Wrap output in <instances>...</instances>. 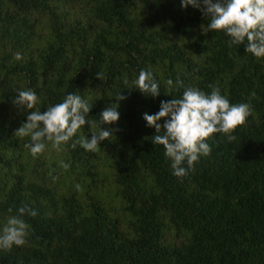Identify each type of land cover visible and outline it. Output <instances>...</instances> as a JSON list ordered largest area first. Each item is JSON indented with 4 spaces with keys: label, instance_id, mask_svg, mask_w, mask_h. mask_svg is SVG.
Instances as JSON below:
<instances>
[{
    "label": "trees",
    "instance_id": "trees-1",
    "mask_svg": "<svg viewBox=\"0 0 264 264\" xmlns=\"http://www.w3.org/2000/svg\"><path fill=\"white\" fill-rule=\"evenodd\" d=\"M210 19L181 0H0V234L20 207L37 212L0 264H264V57L209 30ZM141 69L158 96L134 88ZM210 85L251 114L234 141L213 134L211 153L177 177L143 115ZM27 89L39 97L32 110L13 104ZM68 93L96 123L33 157L15 130ZM113 103L119 120L100 125L111 137L98 151L73 147Z\"/></svg>",
    "mask_w": 264,
    "mask_h": 264
},
{
    "label": "clouds",
    "instance_id": "clouds-1",
    "mask_svg": "<svg viewBox=\"0 0 264 264\" xmlns=\"http://www.w3.org/2000/svg\"><path fill=\"white\" fill-rule=\"evenodd\" d=\"M181 3L185 8L192 5L206 17H210L207 26L209 30L224 31L232 38L233 44H242L247 39L246 52L257 58L264 57V0H181ZM20 58V54H17L16 59ZM133 83L134 88L145 95L155 97L160 93V84L151 71L141 69ZM166 83L168 86L173 85L172 79H168ZM176 86L184 87L179 77ZM209 87L212 88L210 94L198 88L187 87L181 98L162 101L157 113L143 115L148 126L155 127L153 143L164 146L165 155L170 158L173 174L177 177L187 175L201 155L211 153L206 140L213 134L223 133L229 142L234 141L236 137L232 133L251 114L248 103L232 104L218 87ZM16 93L13 104L21 109L32 110L38 103L39 97L31 89L17 90ZM124 99L126 97L120 93L116 96L117 101ZM92 107L80 95L68 93L62 102L48 107L44 112H28L27 121L15 130L14 135L30 138L25 146L33 157L45 150L46 140L59 149L61 144L72 139L86 123L91 127L96 123L86 120ZM118 107V103H113L102 110L99 114V132H92L90 139L81 136L72 146L79 144L87 151H98L100 142L111 137V130L101 128L100 125L118 121ZM165 117L170 119H166L163 125L158 123ZM161 129L164 130L163 135L159 134ZM185 162L187 168L183 166ZM63 167L67 168L68 165L64 164ZM11 211L10 208L9 212ZM24 215L35 217L37 212L25 205L18 209L17 215L10 216L0 234V249L10 250L13 245L23 246L26 243L29 225L22 218Z\"/></svg>",
    "mask_w": 264,
    "mask_h": 264
}]
</instances>
